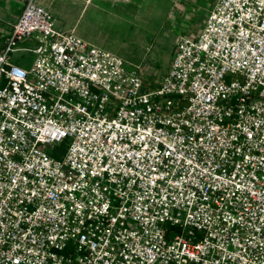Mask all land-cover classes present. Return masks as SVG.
<instances>
[{"label": "built area", "instance_id": "2783aa9c", "mask_svg": "<svg viewBox=\"0 0 264 264\" xmlns=\"http://www.w3.org/2000/svg\"><path fill=\"white\" fill-rule=\"evenodd\" d=\"M141 74L23 1L0 49V264H264V0H216L157 87Z\"/></svg>", "mask_w": 264, "mask_h": 264}, {"label": "rangeland", "instance_id": "374dc122", "mask_svg": "<svg viewBox=\"0 0 264 264\" xmlns=\"http://www.w3.org/2000/svg\"><path fill=\"white\" fill-rule=\"evenodd\" d=\"M213 0H47L55 29L112 53L142 69L149 88L159 85L168 71L178 36L196 37ZM23 5L0 4V44L10 35L5 16L18 14ZM3 10L5 13H3ZM6 14V15H5ZM37 44L24 40L13 46L11 62L32 66ZM24 49V50H20ZM3 84H0L2 86ZM149 90V89H147ZM47 153H51L46 148Z\"/></svg>", "mask_w": 264, "mask_h": 264}, {"label": "crops", "instance_id": "0c3cea01", "mask_svg": "<svg viewBox=\"0 0 264 264\" xmlns=\"http://www.w3.org/2000/svg\"><path fill=\"white\" fill-rule=\"evenodd\" d=\"M23 1L24 0H0V4L3 3V5H5L6 7H8L9 5L11 6H16L18 4L21 3V5H23ZM216 0H213L211 6L206 10L205 14L208 15V12L212 9L214 3H215ZM39 4L43 7H45L51 14L54 13V11H52V9L50 8V4L47 3V0H39ZM3 13H5L3 10H1ZM21 11H18V14L14 15V14H10V12H8V14L5 16V20H7L9 22V30H10V33H11V30H12V27L14 26V24L16 23L19 15H20ZM203 27V26H202ZM201 27V29H202ZM8 37H6L4 39V42L5 40L7 39ZM4 42L2 44H0V49L4 46Z\"/></svg>", "mask_w": 264, "mask_h": 264}]
</instances>
